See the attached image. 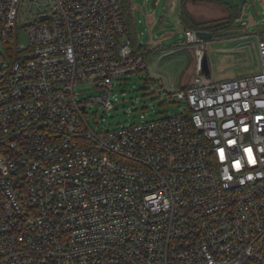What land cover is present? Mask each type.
I'll use <instances>...</instances> for the list:
<instances>
[{"label":"built area","instance_id":"2783aa9c","mask_svg":"<svg viewBox=\"0 0 264 264\" xmlns=\"http://www.w3.org/2000/svg\"><path fill=\"white\" fill-rule=\"evenodd\" d=\"M183 32L181 112L96 131L88 103L149 69L120 1L0 0V264H264V34L259 70L218 80Z\"/></svg>","mask_w":264,"mask_h":264},{"label":"rangeland","instance_id":"374dc122","mask_svg":"<svg viewBox=\"0 0 264 264\" xmlns=\"http://www.w3.org/2000/svg\"><path fill=\"white\" fill-rule=\"evenodd\" d=\"M152 1L127 0V5L121 1L136 25L139 42L145 50L151 51L147 59L149 69L115 80L112 109L104 110L98 103H88V112L84 116L88 125L96 131L154 120L182 110V104L169 94V90L180 89L193 74V44H187L183 50L188 60L185 64L177 54L170 53L168 47L184 38L179 23L180 0H155L154 6ZM226 2L238 9L239 16L234 26L240 29L245 27L243 34L246 35L240 48L235 46V41L229 40V37L238 34L204 39L205 57H208L210 64L208 76L218 80L257 72L259 61L253 49L257 45L258 35L264 34V0ZM189 9L198 20H211L224 15L221 7L205 2L190 3ZM19 39L25 43L22 33ZM160 77L174 79L172 88L162 87ZM95 95H98V91L93 90L90 84L82 83L75 87L77 100Z\"/></svg>","mask_w":264,"mask_h":264},{"label":"trees","instance_id":"16d2710c","mask_svg":"<svg viewBox=\"0 0 264 264\" xmlns=\"http://www.w3.org/2000/svg\"><path fill=\"white\" fill-rule=\"evenodd\" d=\"M122 15L124 17V26L127 38L130 40L131 46L134 51L142 53L147 60L151 51L145 50L144 46L138 40L136 33V25L127 11V0H119ZM124 3V5H121ZM205 2L219 6L224 11V15L211 20L198 21L193 16L189 9L190 3ZM126 7V8H125ZM238 9L226 2V0H180L179 21L184 29L194 31H207L212 33V37H223L222 33L230 29H239L234 26L235 21L238 19Z\"/></svg>","mask_w":264,"mask_h":264},{"label":"crops","instance_id":"0c3cea01","mask_svg":"<svg viewBox=\"0 0 264 264\" xmlns=\"http://www.w3.org/2000/svg\"><path fill=\"white\" fill-rule=\"evenodd\" d=\"M193 16V15H192ZM194 17V16H193ZM195 18V17H194ZM196 19V18H195ZM196 20H198V19H196ZM208 20V19H207ZM198 21H205V20H198ZM179 23H180V21H179ZM235 24V23H234ZM244 27V26H243ZM181 29H182V32L184 31V28H183V26L181 25ZM240 29V28H239ZM242 29H244V31H245V27L244 28H242ZM244 31L242 30V32L241 33H239L238 35H236V36H233V37H229V40H232V41H235L236 43H235V46L237 47V48H240V47H242L243 46V44H244V36L246 35V34H243L244 33ZM264 32V31H263ZM184 33V32H183ZM233 43V42H232ZM187 48V43L185 42V37L181 40V41H179V42H177V43H174V45H172V46H169L168 47V50H170V53H175V54H177V56H179V60L180 61H182V63L183 64H185V63H187L188 62V60H187V58L184 56L185 54L183 53V50H185ZM242 49V48H241ZM194 50V49H193ZM253 52L255 53V55H256V58H258V56H257V51H256V46L254 47V49H253ZM181 53H183V54H181ZM193 54H194V52H193ZM208 55V54H207ZM207 57V56H206ZM208 58V57H207ZM245 60L247 61V55L245 56ZM195 61H196V56H195ZM195 61H194V63H193V73H194V70H195ZM242 61V60H241ZM258 61H259V59H258ZM147 62H148V60H147ZM245 63H243V65H244ZM210 65V64H209ZM148 67H149V64H148ZM193 75V74H192ZM191 75V76H192ZM243 75H247V74H243ZM242 75V76H243ZM191 76L188 78V80H186V82H185V84L184 85H182V87L180 88V89H182V88H184V87H186L187 85H188V83H189V80H190V78H191ZM157 77V76H156ZM160 78H162V77H160ZM174 83V79H170V77H163L162 78V80H161V84H162V87H167V89L169 88V83ZM166 89V90H167Z\"/></svg>","mask_w":264,"mask_h":264},{"label":"water","instance_id":"95a60500","mask_svg":"<svg viewBox=\"0 0 264 264\" xmlns=\"http://www.w3.org/2000/svg\"><path fill=\"white\" fill-rule=\"evenodd\" d=\"M152 5L154 6L155 5V0L152 1ZM242 30L244 31V29H230V30H227L225 32L222 33L223 36H227V35H234V34H239L242 32ZM196 35L200 38V39H210L212 37V33L210 32H207V31H201V30H198L196 31ZM201 68H202V71L203 73L208 76L209 73H210V65H209V61H208V58L204 57L202 58V61H201Z\"/></svg>","mask_w":264,"mask_h":264}]
</instances>
